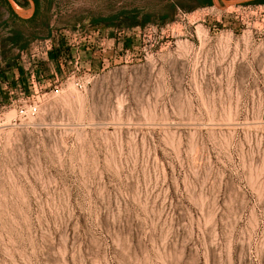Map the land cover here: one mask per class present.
I'll return each mask as SVG.
<instances>
[{
	"label": "rangeland",
	"instance_id": "1",
	"mask_svg": "<svg viewBox=\"0 0 264 264\" xmlns=\"http://www.w3.org/2000/svg\"><path fill=\"white\" fill-rule=\"evenodd\" d=\"M200 1L13 5L0 264H264V2Z\"/></svg>",
	"mask_w": 264,
	"mask_h": 264
},
{
	"label": "crops",
	"instance_id": "2",
	"mask_svg": "<svg viewBox=\"0 0 264 264\" xmlns=\"http://www.w3.org/2000/svg\"><path fill=\"white\" fill-rule=\"evenodd\" d=\"M38 1L39 0H24V2L19 1V0H0V30L1 29H5L8 31L11 30V28H12L11 25H13V24H11V21H12L11 19L14 18V16L16 18H17V16L21 17V15L19 13H17V11L15 10V8H14L15 5L21 9H23L24 11H29L28 14L24 15L25 16L24 18H27L29 20L31 18L35 8L38 6ZM3 8H5V10ZM9 9H12L13 13H9ZM35 17L36 16H34L33 18H35ZM65 30L71 32L73 29H72V26H70V25L57 26L55 28V32H58L60 34V36L57 35L55 38H54L53 33H52L53 30L50 27L47 29V32H46V35L49 34L48 36L52 37V44H51L52 48H53L52 50L58 51L60 48H62V50H60L58 52L59 56H56L54 58V60L56 62H61V60H65V58H71L70 56H68V54L62 55L63 54L62 51L64 50L63 48H68V51H70V47H68L70 44L69 43L70 40L63 33V32H65ZM30 42L31 41L24 42L21 45L26 47L29 45ZM48 54L50 55V58L53 59L51 56V52H49Z\"/></svg>",
	"mask_w": 264,
	"mask_h": 264
},
{
	"label": "trees",
	"instance_id": "3",
	"mask_svg": "<svg viewBox=\"0 0 264 264\" xmlns=\"http://www.w3.org/2000/svg\"><path fill=\"white\" fill-rule=\"evenodd\" d=\"M192 1H197L198 3H200L201 1L200 0H192ZM260 1H262V2H264V0H260ZM203 2H206V3H210L211 2V0H204ZM122 11H120L118 14H117V17H120L121 15H122ZM147 19H146V17H144V18H142L141 19V23L142 22H144V21H146ZM97 22V21H96ZM95 23V22H94ZM140 23V22H139ZM119 26H122L121 24L119 25ZM21 48H25V46H21L20 47V49ZM60 48V47H59ZM63 49H66V48H63ZM60 50H62V48H60L58 51H54V50H51L50 52H51V56L53 57V54H56L55 52H59Z\"/></svg>",
	"mask_w": 264,
	"mask_h": 264
},
{
	"label": "built area",
	"instance_id": "4",
	"mask_svg": "<svg viewBox=\"0 0 264 264\" xmlns=\"http://www.w3.org/2000/svg\"><path fill=\"white\" fill-rule=\"evenodd\" d=\"M43 41H45V42L47 41L48 43H46V48L47 49L50 48V46H51V40L49 38H47V39H44ZM28 46H26L25 48H21V49L18 50V57H21L22 58V57H24L26 55V50H27Z\"/></svg>",
	"mask_w": 264,
	"mask_h": 264
}]
</instances>
